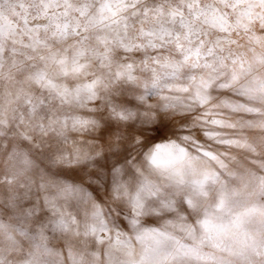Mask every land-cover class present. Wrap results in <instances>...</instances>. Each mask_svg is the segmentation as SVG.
Returning <instances> with one entry per match:
<instances>
[{"label":"clouds","instance_id":"clouds-1","mask_svg":"<svg viewBox=\"0 0 264 264\" xmlns=\"http://www.w3.org/2000/svg\"><path fill=\"white\" fill-rule=\"evenodd\" d=\"M0 264H264V0H0Z\"/></svg>","mask_w":264,"mask_h":264}]
</instances>
